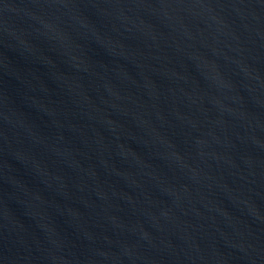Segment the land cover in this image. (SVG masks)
I'll list each match as a JSON object with an SVG mask.
<instances>
[{
  "label": "water",
  "instance_id": "1",
  "mask_svg": "<svg viewBox=\"0 0 264 264\" xmlns=\"http://www.w3.org/2000/svg\"><path fill=\"white\" fill-rule=\"evenodd\" d=\"M0 264H264V0H0Z\"/></svg>",
  "mask_w": 264,
  "mask_h": 264
}]
</instances>
